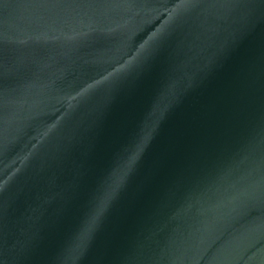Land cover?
Returning <instances> with one entry per match:
<instances>
[{
	"label": "water",
	"instance_id": "95a60500",
	"mask_svg": "<svg viewBox=\"0 0 264 264\" xmlns=\"http://www.w3.org/2000/svg\"><path fill=\"white\" fill-rule=\"evenodd\" d=\"M0 264H264V0H0Z\"/></svg>",
	"mask_w": 264,
	"mask_h": 264
}]
</instances>
